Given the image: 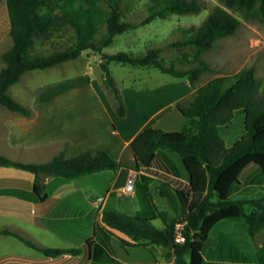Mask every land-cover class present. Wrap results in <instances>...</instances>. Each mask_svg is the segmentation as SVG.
Returning a JSON list of instances; mask_svg holds the SVG:
<instances>
[{
	"label": "trees",
	"instance_id": "1",
	"mask_svg": "<svg viewBox=\"0 0 264 264\" xmlns=\"http://www.w3.org/2000/svg\"><path fill=\"white\" fill-rule=\"evenodd\" d=\"M223 7H215L197 28H178L185 36L167 40L146 52H105L118 35L151 23L156 18L172 14L183 15L201 10L198 0H150L144 3L147 14L139 22L129 16L138 0H6L10 21L12 46L2 54L4 67L0 70V105L25 117H32L31 108L15 101L9 89L26 72L46 70L79 58L84 52L101 56L103 85L111 92L117 114L126 116L127 110L116 86L110 65L114 62L141 68L158 69L177 78L187 77L192 87L209 70L201 57L212 50L218 40L234 35L242 19L264 22V0H220ZM231 11L237 12L242 19ZM67 34L65 42L51 43V49L38 46ZM170 55V63L161 56ZM175 108L186 119L181 131L167 132L147 128L130 147L135 156V170L150 167L158 153L169 151L178 156L189 178V190L161 185V195L169 211L160 212L163 228L155 226L154 218L106 211L103 222L122 231L132 241L122 244L134 247L160 245L174 257L173 264H203V248L213 227L223 220L244 224L254 237L264 230V199L231 197V188L240 184V174L250 164H256L264 174V91L254 67L244 68L228 76L216 77L195 89L191 98L176 103ZM236 111L244 113V135L232 146L226 144L220 129L232 122ZM71 145L51 160L42 163L14 161L0 156V166L15 167L32 173L33 193L40 201L44 194L45 177L75 180L105 170H119L124 165L103 149H91L77 157L66 156ZM250 207L248 212L246 207ZM185 223V241H175V227ZM3 235L18 238L25 245L48 257L65 253L79 254L78 249L41 248L17 232L3 230ZM150 260L157 261L153 251Z\"/></svg>",
	"mask_w": 264,
	"mask_h": 264
},
{
	"label": "crops",
	"instance_id": "2",
	"mask_svg": "<svg viewBox=\"0 0 264 264\" xmlns=\"http://www.w3.org/2000/svg\"><path fill=\"white\" fill-rule=\"evenodd\" d=\"M3 53L0 51V57ZM194 91L193 87L186 84L175 89L170 97L167 87L154 91L144 87L122 89L126 117L132 116L131 124L123 130L124 137L113 130L108 138L102 141L104 146L96 148L106 150L124 166L119 170H105L75 180L45 177V201H40L33 193L35 176L32 173L15 167L0 166V219L5 225L0 228V232H17L41 248L80 250L76 255L65 253L58 257H48L14 236L0 234V244L8 246L0 249V264H173L174 257L160 245L134 247L122 244V240H132L122 231L108 227L103 222V214L106 211H116L127 215H140L154 218L155 226L164 227V222L159 218L160 212H168L169 207L161 195L160 187L170 184L184 191L188 187L189 190L188 174L180 158L166 150L158 153L152 166L135 170L136 161L130 145L144 130L153 127L151 125L159 112L175 108L177 102L189 98ZM104 92L105 98L108 99L109 91L105 88ZM1 108L3 109L0 116H9L7 147L11 150H21L23 142L20 140L18 129L20 124L30 122L29 117L12 112L4 106ZM131 109L135 116L131 115ZM74 128L72 125L66 135H56L55 140H52L56 144L62 143L52 158L62 150L65 142H72V146L78 141L79 134L76 138L73 136L78 133ZM49 142L42 140L39 144ZM2 156L21 161L11 154ZM125 170H128L126 184L117 186ZM132 173L136 174L135 182L141 178L147 191L139 194L134 183L133 193L123 195L121 191L127 186ZM181 184L183 187H180ZM151 186L156 188L158 199L151 193ZM234 186L235 184L231 188V197L239 196L243 191ZM100 197L104 200L97 209L95 204ZM158 203L160 208L157 207ZM159 220L161 224H158ZM256 236L257 234L254 237L249 236L247 228L241 222L229 219L219 222L213 227L204 244L203 264H264V260L261 262L262 260L257 258H264V245L259 243L260 250L256 251L257 245H254L253 249L251 243L256 240ZM51 241L53 244H47ZM14 242H21L29 249L15 248L17 244ZM150 251H153L157 261L150 260Z\"/></svg>",
	"mask_w": 264,
	"mask_h": 264
},
{
	"label": "rangeland",
	"instance_id": "3",
	"mask_svg": "<svg viewBox=\"0 0 264 264\" xmlns=\"http://www.w3.org/2000/svg\"><path fill=\"white\" fill-rule=\"evenodd\" d=\"M149 1L138 0L136 8L129 13L133 22H139L145 17L147 9L142 5ZM198 2L201 5L199 12L156 18L149 24L118 35L114 43L105 49V52L109 54L121 51L146 52L149 48L156 47L167 40L185 36L180 34L178 28H197L215 7H223L220 0H198ZM231 12L242 19L239 13ZM67 38L68 35L63 34L48 44L38 46L37 49H51L53 41L54 43L65 42ZM12 44L6 0H0V51H7ZM169 55L166 51L161 53L167 63H170ZM201 57L209 64V70L202 73L193 89L205 85L216 77L233 75L244 68L254 67L260 84V93H262L264 91V22L258 19H242V24L234 35L218 40L215 47L202 53ZM100 60L99 54L86 51L75 60L46 70L26 72L21 80L9 89V95L18 103L31 108L34 115L28 118L29 123L24 122L19 126L18 133L23 142L21 150H11L7 147L6 134L9 130L7 118L9 116H0V156L11 154L22 162H46L62 145V143H53L52 140H55L56 135H66L72 125L75 131H78L73 136L76 138L79 134V137L78 141L68 150L66 154L68 158L77 157L91 149H99L96 148L97 146H104L102 141L106 140L113 130L124 137L123 130L131 124L132 116H118L110 91L107 92L108 99L105 98ZM2 67H4V62L0 57V70ZM111 71L121 94H123L122 89L126 87H144L150 91L167 87L168 97H170L175 89L185 84L192 87L187 77L177 78L154 68H141L114 62L111 64ZM147 71H156V73L152 74ZM1 107L0 111L3 109ZM133 114L135 116V112L131 109V115ZM185 125V117L176 108H170L159 112L151 126L174 132L181 131ZM244 129V113L236 111L232 122L221 127L220 134L226 144L232 146L244 135ZM42 140L50 142L39 144ZM127 172L128 170L122 172L117 186L125 183ZM240 179V184H235L234 187L243 189V191L239 196L232 198L248 196L264 199V174L256 164L247 166ZM135 187L139 194L147 191L141 178L135 182ZM180 187H183V184ZM150 190L158 199L156 188L151 186ZM185 190L188 191V187ZM159 204H157L158 208H160ZM246 209L248 212L251 210L249 206ZM161 223L159 220L158 224ZM2 226L5 225L0 219V228ZM256 237V240L254 239L251 243L253 249L254 245H257L256 251H259L258 244L264 245V230L260 231ZM14 243L17 244L16 246L13 244L15 248L29 249L21 242ZM47 244L53 243L51 241ZM4 246L8 247L0 244V249ZM257 258L258 260L260 258L261 262L264 260L262 256Z\"/></svg>",
	"mask_w": 264,
	"mask_h": 264
},
{
	"label": "built area",
	"instance_id": "4",
	"mask_svg": "<svg viewBox=\"0 0 264 264\" xmlns=\"http://www.w3.org/2000/svg\"><path fill=\"white\" fill-rule=\"evenodd\" d=\"M135 179H136V174L135 173H132L129 177V181H128V184L127 186L121 191V193L123 195H131L134 191V183H135ZM104 200L103 197H100L97 201V203L95 204V207L97 209L100 208V205H101V202ZM185 228V223L183 222H178L176 224V227H175V241L176 242H179V243H182L185 241V236L183 234V230Z\"/></svg>",
	"mask_w": 264,
	"mask_h": 264
}]
</instances>
